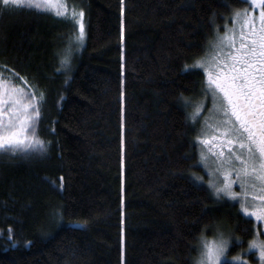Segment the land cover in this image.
<instances>
[{"label": "trees", "instance_id": "obj_1", "mask_svg": "<svg viewBox=\"0 0 264 264\" xmlns=\"http://www.w3.org/2000/svg\"><path fill=\"white\" fill-rule=\"evenodd\" d=\"M66 3L85 13L69 72L56 69L78 26L35 10L0 15V66L43 93L37 133L49 144L42 156L0 155V264H194L200 238L219 230L232 238L223 264H258L248 242L261 226L209 187L190 115L201 104L204 117L211 98L203 70L185 71L248 2Z\"/></svg>", "mask_w": 264, "mask_h": 264}, {"label": "snow or ice", "instance_id": "obj_2", "mask_svg": "<svg viewBox=\"0 0 264 264\" xmlns=\"http://www.w3.org/2000/svg\"><path fill=\"white\" fill-rule=\"evenodd\" d=\"M246 2L251 7L233 12L232 27L225 25V32L217 36L212 52L195 64L186 65L185 71L203 70L206 81L202 93L213 104L212 115L205 119L201 136L197 137L203 149L200 162L206 168L209 159L216 164L212 171L218 179L209 182L213 196L238 202L246 218L264 224V0ZM0 5V15L9 9L35 10L37 14L64 19L74 28L78 26V32L69 36L60 67L56 69L71 70V53L79 50L85 37L82 8L73 7L69 12L66 0H0ZM17 79L27 84L14 69L0 66V155L42 156L49 146L37 133L43 93L26 91L14 83ZM180 99L187 103V98ZM200 114L201 104H198L190 119L195 123ZM193 179L203 178L193 176ZM235 184L239 185L240 192L234 191ZM51 215L58 227L62 220L56 218L62 217V212L54 208ZM261 236L264 232L257 231L248 243L249 250L255 249L260 264H264ZM236 240L239 242V237ZM231 242L232 238L222 231L212 241L201 237L194 264H223ZM232 260L247 264L242 256Z\"/></svg>", "mask_w": 264, "mask_h": 264}, {"label": "rangeland", "instance_id": "obj_3", "mask_svg": "<svg viewBox=\"0 0 264 264\" xmlns=\"http://www.w3.org/2000/svg\"><path fill=\"white\" fill-rule=\"evenodd\" d=\"M251 6H250V4L248 3V7H246V8H250ZM229 28L230 27H232V25H230V26H228ZM224 34V33H223ZM223 34H219V35H223ZM218 36V35H217ZM216 40H217V37H216V39H215V41H214V43L213 44H215V42H216ZM212 52V48H211V50L208 52V55L210 54ZM210 101H211V103H212V100L210 99ZM212 107H213V104H211V106H210V108L208 109V111H207V114L204 116V117H201V115H200V118H198V117H196V122H197V120H198V124H200L199 125V136H201V133H202V126H203V123H204V121H205V119H207V118H209L211 115H212V113L210 112V110L212 109ZM200 146H201V144H200ZM201 150H203L202 149V146H201ZM216 167V164L213 162V160L212 159H209V161H208V167L206 168V170H207V179H208V184H209V182L210 181H217V176L214 174V172L212 171L214 168ZM234 178V177H233ZM233 188H234V191H236V192H240V187H239V185L238 184H235V185H233ZM236 202V201H235ZM237 204L239 205V207H240V204L237 202ZM260 226H261V232H264V224H259ZM218 228H220V229H222L221 228V226H219ZM220 231V230H219ZM217 232L218 231H214V232H212L211 234H210V236H211V238L208 236V235H206L204 238L205 239H207L208 241H212V240H214V239H216V237H217ZM226 237H227V235H226ZM258 254V253H257ZM198 255H199V253H198ZM198 255H197V257H198ZM258 256V258H259V254L257 255ZM196 257V258H197ZM226 257H227V253H226ZM225 260V259H224ZM258 264H260V260H259V263Z\"/></svg>", "mask_w": 264, "mask_h": 264}]
</instances>
